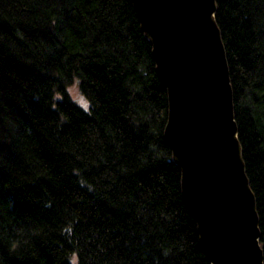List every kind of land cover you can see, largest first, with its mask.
Instances as JSON below:
<instances>
[{"label": "trees", "instance_id": "trees-1", "mask_svg": "<svg viewBox=\"0 0 264 264\" xmlns=\"http://www.w3.org/2000/svg\"><path fill=\"white\" fill-rule=\"evenodd\" d=\"M215 1L264 262V0ZM167 111L132 0H0V264H210Z\"/></svg>", "mask_w": 264, "mask_h": 264}, {"label": "water", "instance_id": "water-1", "mask_svg": "<svg viewBox=\"0 0 264 264\" xmlns=\"http://www.w3.org/2000/svg\"><path fill=\"white\" fill-rule=\"evenodd\" d=\"M167 92L164 138L210 264H264L215 0H132Z\"/></svg>", "mask_w": 264, "mask_h": 264}, {"label": "rangeland", "instance_id": "rangeland-1", "mask_svg": "<svg viewBox=\"0 0 264 264\" xmlns=\"http://www.w3.org/2000/svg\"><path fill=\"white\" fill-rule=\"evenodd\" d=\"M68 94L70 96V98L80 107L86 108L87 107V103L86 101L83 99V97L81 96L79 90H78V86L77 83L74 82L72 83L68 88H67Z\"/></svg>", "mask_w": 264, "mask_h": 264}]
</instances>
